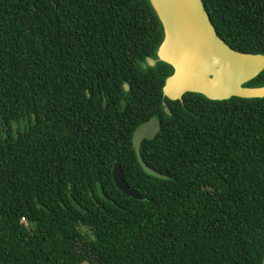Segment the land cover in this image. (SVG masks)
I'll use <instances>...</instances> for the list:
<instances>
[{"label": "trees", "instance_id": "trees-1", "mask_svg": "<svg viewBox=\"0 0 264 264\" xmlns=\"http://www.w3.org/2000/svg\"><path fill=\"white\" fill-rule=\"evenodd\" d=\"M203 1L264 54V0ZM162 41L148 0H0V264H263L264 99L165 104Z\"/></svg>", "mask_w": 264, "mask_h": 264}, {"label": "water", "instance_id": "water-1", "mask_svg": "<svg viewBox=\"0 0 264 264\" xmlns=\"http://www.w3.org/2000/svg\"><path fill=\"white\" fill-rule=\"evenodd\" d=\"M148 1L163 29V41L156 58L148 61L153 66L166 64L173 70L163 87L164 99L183 101L188 93L202 95L211 101L264 99V86H249L264 73V54L234 50L218 35L203 0ZM160 132L161 122L151 119L136 129L133 145L145 173L165 179L141 156L143 143L154 140ZM113 178L121 193L145 200L128 185L118 163L114 166Z\"/></svg>", "mask_w": 264, "mask_h": 264}, {"label": "flooded vegetation", "instance_id": "flooded-vegetation-1", "mask_svg": "<svg viewBox=\"0 0 264 264\" xmlns=\"http://www.w3.org/2000/svg\"><path fill=\"white\" fill-rule=\"evenodd\" d=\"M126 89H128V88H126ZM164 101H165V99H164ZM149 121H150V120H149ZM1 125H2V124H1ZM25 126H26V125H25V123H24L23 126H22V129H24ZM18 129H19L18 125H17L16 123L13 124V130L17 132ZM3 132L6 133V132H7V129L4 128V129H3ZM17 133H18V132H17Z\"/></svg>", "mask_w": 264, "mask_h": 264}]
</instances>
